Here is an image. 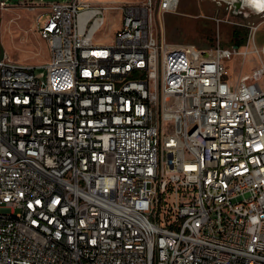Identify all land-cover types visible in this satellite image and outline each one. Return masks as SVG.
Masks as SVG:
<instances>
[{
  "label": "built area",
  "instance_id": "2783aa9c",
  "mask_svg": "<svg viewBox=\"0 0 264 264\" xmlns=\"http://www.w3.org/2000/svg\"><path fill=\"white\" fill-rule=\"evenodd\" d=\"M22 4L50 60L0 54V264H264V20L202 49L154 27L180 0Z\"/></svg>",
  "mask_w": 264,
  "mask_h": 264
},
{
  "label": "rangeland",
  "instance_id": "374dc122",
  "mask_svg": "<svg viewBox=\"0 0 264 264\" xmlns=\"http://www.w3.org/2000/svg\"><path fill=\"white\" fill-rule=\"evenodd\" d=\"M29 0H10L15 7L0 10V54L6 53L11 59L22 65L42 66L50 60V49L47 41L43 40L35 25V16L29 14L22 4ZM38 3L68 2L71 0H33ZM94 4H106L110 7H120L125 4H139L144 0H91ZM159 3V0H157ZM226 0H180L176 12L161 15L157 13L154 27L159 36L171 44H189L202 49L213 48L217 45H238L233 34L240 30L245 37L247 24L264 20L260 15H254L252 8H247L245 14L234 15L228 10ZM249 15V16H248ZM251 15V16H250ZM47 17L44 16L42 22ZM214 18L223 21L218 24ZM42 24V23H41ZM121 26V15L114 8L107 12L106 25L97 33V42L109 45ZM257 45H264V24L257 33ZM251 66L246 65V72ZM43 68L39 69V72ZM231 71L232 68H231Z\"/></svg>",
  "mask_w": 264,
  "mask_h": 264
},
{
  "label": "water",
  "instance_id": "95a60500",
  "mask_svg": "<svg viewBox=\"0 0 264 264\" xmlns=\"http://www.w3.org/2000/svg\"><path fill=\"white\" fill-rule=\"evenodd\" d=\"M13 1H18V0H13ZM226 1L232 2L233 5L235 6L236 10H239L242 7L248 6L250 8H253L256 12H262V11H264V3L262 5V8L257 9V8L252 7L246 1H242V2H240V1H234V0H226ZM159 51H160V48H159ZM160 75H161V73H160V56H159V79H160ZM160 108H161V84H160ZM160 127H161V111H160ZM160 138H161V136H160Z\"/></svg>",
  "mask_w": 264,
  "mask_h": 264
},
{
  "label": "bare ground",
  "instance_id": "6f19581e",
  "mask_svg": "<svg viewBox=\"0 0 264 264\" xmlns=\"http://www.w3.org/2000/svg\"><path fill=\"white\" fill-rule=\"evenodd\" d=\"M234 1H246L248 2L252 7L254 8H257V9H260L262 8V5L264 3V0H234ZM6 10H9V9H6Z\"/></svg>",
  "mask_w": 264,
  "mask_h": 264
},
{
  "label": "trees",
  "instance_id": "16d2710c",
  "mask_svg": "<svg viewBox=\"0 0 264 264\" xmlns=\"http://www.w3.org/2000/svg\"><path fill=\"white\" fill-rule=\"evenodd\" d=\"M234 38L236 39V42L238 45H243L245 44V37H242L241 31L240 30H235L233 34Z\"/></svg>",
  "mask_w": 264,
  "mask_h": 264
}]
</instances>
